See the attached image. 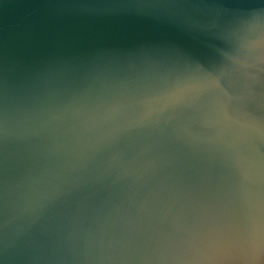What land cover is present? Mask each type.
Instances as JSON below:
<instances>
[{
  "label": "water",
  "instance_id": "obj_1",
  "mask_svg": "<svg viewBox=\"0 0 264 264\" xmlns=\"http://www.w3.org/2000/svg\"><path fill=\"white\" fill-rule=\"evenodd\" d=\"M262 199L264 0H0V264H209Z\"/></svg>",
  "mask_w": 264,
  "mask_h": 264
},
{
  "label": "snow or ice",
  "instance_id": "obj_2",
  "mask_svg": "<svg viewBox=\"0 0 264 264\" xmlns=\"http://www.w3.org/2000/svg\"><path fill=\"white\" fill-rule=\"evenodd\" d=\"M208 247L216 257L209 264H249L242 257L254 250H264V199L238 229L213 237Z\"/></svg>",
  "mask_w": 264,
  "mask_h": 264
}]
</instances>
